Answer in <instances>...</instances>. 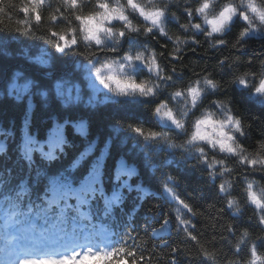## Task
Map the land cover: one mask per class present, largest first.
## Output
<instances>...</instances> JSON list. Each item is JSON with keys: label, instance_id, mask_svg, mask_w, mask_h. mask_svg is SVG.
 <instances>
[{"label": "snow or ice", "instance_id": "obj_1", "mask_svg": "<svg viewBox=\"0 0 264 264\" xmlns=\"http://www.w3.org/2000/svg\"><path fill=\"white\" fill-rule=\"evenodd\" d=\"M173 7L183 13L184 23ZM13 12L16 27L5 26L3 17L11 21ZM141 18L139 25L134 23ZM171 20L188 35H170ZM237 22L241 27L229 43L225 37ZM0 30L43 41L36 51L14 52L0 44L3 264H151L165 248L167 264H181L186 257L208 264H264V188L257 191L256 181L248 179L249 174L264 176V128L262 139L250 149L243 138L253 124L237 114L231 100L213 101L226 114L220 122L224 139L213 142V149L219 147V153L234 157L240 166L245 203L254 206L247 221L256 230H238L235 223H227L228 236L221 239L229 241L231 254L223 253L221 259L218 250L201 243L194 218L202 213L177 191L178 176L158 175L162 168H179L181 162L193 160L191 167L205 166L213 180L235 172L226 166V158H210L207 145L198 143L204 139L198 132L182 139L205 90L222 85L205 65L199 72L189 69L188 81L175 86L184 80L187 51L196 53L202 46L197 38L202 34L209 48L232 51L217 60L221 71L248 66L237 69L228 83L264 110V51L241 59L250 41L264 49V0H19L18 5L0 0ZM141 35L163 50L141 42ZM160 37L172 41L171 50ZM125 43L128 49L121 54ZM70 57L81 59L69 64ZM144 69L147 77L141 79L138 72ZM169 88L172 91L161 98ZM181 98L184 109L174 110L170 104ZM151 101L152 117L159 121L153 127L141 120L117 121L105 131L95 125L96 114L106 107L134 109ZM201 122L207 120L197 125ZM161 153L170 158L157 163ZM153 188L167 194L168 212L152 204ZM218 190L228 192L225 183ZM225 204L235 217L241 216L236 199L229 195ZM142 210L153 218L146 214L137 230ZM174 232L181 234V242L170 243ZM149 241L151 251L142 247ZM183 241L194 244L195 257Z\"/></svg>", "mask_w": 264, "mask_h": 264}, {"label": "trees", "instance_id": "obj_2", "mask_svg": "<svg viewBox=\"0 0 264 264\" xmlns=\"http://www.w3.org/2000/svg\"><path fill=\"white\" fill-rule=\"evenodd\" d=\"M17 5L19 4V0H14ZM173 11L177 12V15L180 16V23H184L183 13L179 11V9L173 7ZM17 15L13 12L12 20L9 21L7 17H3V22L5 26H11L12 28L16 27ZM142 22V18L138 21H134L138 25ZM206 27V26H205ZM241 24L239 22L235 23L231 31L225 37L229 43L235 38L236 33L239 31ZM167 28L169 30L170 35H188L183 33L180 29L176 21L171 20L167 24ZM190 34V33H189ZM135 35V34H133ZM197 38L201 41V47L197 49L196 53L191 51H187L184 59V63L188 65V68L185 69L184 80L176 85L175 87L182 86L183 83H186L188 79L191 77V70L201 71L205 65H207V71L211 73L213 79H217L227 83L234 74H236L237 69L239 71H244L248 66L246 64H241L235 66L232 69H229L227 66L224 67L223 71L217 65V60L223 58L227 55H232V51L230 49H211L209 48V43L206 38L201 34L198 35ZM141 42L147 43L151 48L156 50L157 52L162 51L159 43L154 40L145 38L141 35L139 37ZM160 43H167L168 50H171L173 47L172 41H168L163 37L159 38ZM0 44L7 45L8 48L14 52H19L24 48H30L33 51H36L39 46H42L43 41L19 36L17 33L12 31H3L0 30ZM249 51L247 55L242 56V60H246L248 56L253 55L254 53H259L264 51L259 45V43L255 41L249 42ZM190 47V46H189ZM128 49L127 43H125L121 49V54ZM205 49H207V54H204ZM110 56L112 54H109ZM114 58H119L118 56ZM264 58V57H261ZM79 57H70L67 60V63L71 64L74 60H79ZM162 64L167 66V60L161 58L160 61ZM253 70H256L258 65H253ZM138 75L141 78L147 77V70H140ZM172 91V88H169L167 92L161 94V98L167 96L168 93ZM220 99V100H231L232 104L230 105L239 115L244 116L246 121H251L253 124L252 129L250 130V134L243 138V142L249 146V148H254L256 146V142L262 139L260 136V131L264 128V110L256 108L254 105L248 102L247 95L244 91H239L235 87H230L227 90L220 91L214 94L206 95L203 99V103L199 105L197 109L194 110L193 115L190 117L191 120L201 114V109L209 107V101L212 99ZM155 101L149 102L147 105L140 106L134 109H126L121 106H109L98 112L95 116V125L100 131H105L109 125L116 123L117 121L121 123L131 122L132 120H141L145 123L146 127H153L155 123H158V120L155 117H152L151 114V105ZM174 110H183L184 102L183 100H176L170 104ZM254 117H258V119H253ZM210 158L214 155L217 159L226 158V166L230 168H234L235 172L233 173H224V175H217L215 180H213L209 175V169H207L203 165H198L196 168H192L191 164L195 161H190L187 164L181 162V166L177 168L173 165L169 168H162L161 172L158 175L163 178L164 174H173L178 176L179 184L176 186L177 191L183 197L189 200L202 215L194 218V223H196L197 228L196 232L201 234V243L205 244L209 249L218 250L221 253V259H223V253L231 254V244L228 240L221 239V236H228V233L224 231L225 225L229 222L235 223L237 229L242 228H251L252 231H255V227L252 224H249L247 221V217L252 215V210L254 206H250L245 203L246 193L244 192V188L246 187L245 181L241 176V169L238 164L235 162L234 157L227 156V154L219 153L218 151H212L210 149ZM170 158L167 153H161L155 157L157 163H162L165 159ZM219 169V166H217ZM248 179L256 181L255 186L257 190L260 188H264V176L259 173L249 174ZM220 183H225V187L228 189L227 194L222 193L218 190V185ZM231 185V187H229ZM156 192V198L152 201V204L160 205L159 211L161 213L168 212L170 208V202L168 200V196L166 193L156 191L155 188L151 189ZM234 198L238 201L241 206L242 214L240 217H235L232 213V210H228L226 208L225 201L228 196ZM151 207L150 205H146L145 208ZM225 208V211L221 214L218 212V209ZM3 210V202L0 201V212ZM149 216V219H152L151 213H146V211L142 210L140 215L136 218V227L137 230H140L141 225L144 222V216ZM158 227V225H157ZM215 237L214 243H209ZM145 234L141 232V241L145 239ZM181 234L173 233L170 237L171 242H181ZM232 243L235 242V238H230ZM186 245V251L191 254L192 257H195L197 254V248L190 241H183ZM152 242L149 241L147 244H142V247L147 248L151 251ZM168 249L165 248L162 251H158L151 264H167L166 253ZM147 255V254H146ZM86 264H102V262L96 260H89ZM181 264H208V262L199 260V259H189L185 258L181 260Z\"/></svg>", "mask_w": 264, "mask_h": 264}, {"label": "clouds", "instance_id": "obj_3", "mask_svg": "<svg viewBox=\"0 0 264 264\" xmlns=\"http://www.w3.org/2000/svg\"><path fill=\"white\" fill-rule=\"evenodd\" d=\"M191 2L195 4L196 0H191ZM200 22L202 24V27L206 26L203 25L202 21ZM256 70H258V67ZM141 79H146V78H141ZM232 79L233 77H231L229 81H231ZM217 82L221 84L222 87L219 90L206 89L205 95L214 94L220 91L227 90L230 87L231 88L235 87L234 85H231L228 82L225 83L220 80H217ZM201 87L202 88L204 87L203 83L201 84ZM215 100L217 99L214 98L210 100L209 107L202 108L201 114L194 117L191 120V125H192L191 127H188V122H186V127H188V132L186 136L182 137V139L189 140L191 139L193 133L198 132L200 136L204 137L203 140L198 141V143L201 146L207 145L208 149L219 152V147L213 149V142L223 141L224 139L223 129L221 127L220 122L226 119V114L215 106V104L213 103V101ZM201 103H203V100ZM205 120H207V122H201L197 125V121H205Z\"/></svg>", "mask_w": 264, "mask_h": 264}, {"label": "rangeland", "instance_id": "obj_4", "mask_svg": "<svg viewBox=\"0 0 264 264\" xmlns=\"http://www.w3.org/2000/svg\"><path fill=\"white\" fill-rule=\"evenodd\" d=\"M181 100H182V98H181ZM157 120H158V118H156ZM159 122V121H158ZM254 187L256 188V186L254 185ZM256 190H257V188H256ZM257 191H259V190H257Z\"/></svg>", "mask_w": 264, "mask_h": 264}]
</instances>
